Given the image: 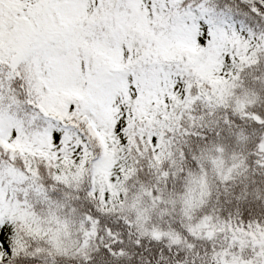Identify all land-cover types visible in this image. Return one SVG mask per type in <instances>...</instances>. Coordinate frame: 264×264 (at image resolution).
I'll list each match as a JSON object with an SVG mask.
<instances>
[{"label": "snow or ice", "instance_id": "snow-or-ice-1", "mask_svg": "<svg viewBox=\"0 0 264 264\" xmlns=\"http://www.w3.org/2000/svg\"><path fill=\"white\" fill-rule=\"evenodd\" d=\"M0 264H264V0H0Z\"/></svg>", "mask_w": 264, "mask_h": 264}]
</instances>
